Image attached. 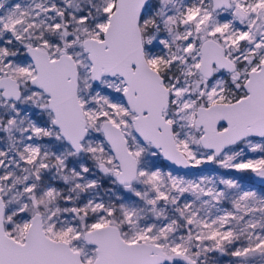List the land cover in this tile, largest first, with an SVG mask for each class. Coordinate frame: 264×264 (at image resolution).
<instances>
[{"label":"snow or ice","instance_id":"snow-or-ice-1","mask_svg":"<svg viewBox=\"0 0 264 264\" xmlns=\"http://www.w3.org/2000/svg\"><path fill=\"white\" fill-rule=\"evenodd\" d=\"M0 264H264V0H0Z\"/></svg>","mask_w":264,"mask_h":264}]
</instances>
